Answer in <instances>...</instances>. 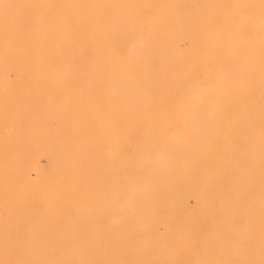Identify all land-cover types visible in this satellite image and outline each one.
Masks as SVG:
<instances>
[{"label": "rangeland", "instance_id": "1", "mask_svg": "<svg viewBox=\"0 0 264 264\" xmlns=\"http://www.w3.org/2000/svg\"><path fill=\"white\" fill-rule=\"evenodd\" d=\"M53 1L58 37L23 17L27 5L7 7L17 14L11 34L24 60L14 58L0 77V264H40L32 256L49 219L90 227V214L77 216L76 200L89 198L91 177L102 180L100 165L121 187L137 183L147 171L173 166L169 151L178 156V143L207 144L208 133L219 149L233 134L237 166L230 178L219 149L205 148V174L212 156L223 175L209 192L188 197V215L201 221L188 224L187 257L197 243L217 264H264V0ZM196 197L209 202L193 208ZM98 223L110 225L107 216Z\"/></svg>", "mask_w": 264, "mask_h": 264}, {"label": "bare ground", "instance_id": "2", "mask_svg": "<svg viewBox=\"0 0 264 264\" xmlns=\"http://www.w3.org/2000/svg\"><path fill=\"white\" fill-rule=\"evenodd\" d=\"M17 3L27 5L23 12V17L27 16L26 20L38 23L37 26L52 28V32L50 31L49 34L53 33L52 35L58 37V28L53 26V23L58 24V8L53 0H0V12L3 8L6 9L0 15V77L3 80L5 71L11 64L10 61H13L14 58L24 60L23 52L19 49L18 44L15 45V40L11 34L12 20L17 17V14L7 8ZM179 38L177 44L174 43L175 45H178L181 41ZM22 68L27 69V67ZM53 68L58 74L56 63L53 64ZM20 70L19 73H22ZM195 72L198 74V71ZM260 85L263 86L262 83ZM201 87L205 88L206 86ZM216 89H218L217 86ZM172 91L176 92L175 90ZM217 92L222 93V88L220 87ZM198 102H201V100L199 99ZM256 102L253 101L252 103ZM253 114L255 113L253 112ZM253 114L252 118H255L257 115L254 117ZM208 134V141L210 142L206 144L204 139H200L194 145V148L178 143L175 146L179 151L178 156H175L172 150L169 151V159L176 161L173 166H169L165 173L160 170L157 171L155 168L147 171L148 177L138 179L137 183L130 181L121 187L110 181L106 176H102L104 167L100 169L102 167L100 165L98 169L101 170V176L98 179L102 180L99 182L91 177L89 198L76 200L79 201L77 203V206H79L77 216L83 217L86 213L90 214L92 225L83 227L82 230L81 228L74 230L69 226L58 223L55 219H49L44 225L45 238L42 246L33 251L36 256L32 257H41L39 259L40 264L42 262L46 263L47 260L44 257H84L87 259L108 257L117 263L128 259L132 260L134 264H164L166 262L168 264H174V262L176 264H179V262L181 264H206V259H210L207 264H217V260L213 259L215 257L202 256L204 255L202 250L204 245L202 244L194 243L192 257L190 259L187 257L189 251L188 224L191 221L194 224L201 221L200 216L197 214L188 215L190 207L188 197L192 195L202 196L220 182L223 175L222 162L228 165V171H231L230 178L234 176L237 166L238 156L230 155V149L237 140L233 137V134L228 138V147L224 148L220 144V149L218 142L214 143L215 139L212 142L213 133ZM205 148H208L211 154L212 150L219 149L216 152L220 153L222 159L219 167L218 162L216 164L211 163L212 156H210L208 174H205L204 171L205 159L203 152ZM192 149L195 152L189 154ZM44 152L52 156L53 151L48 146L44 149ZM47 158L49 159V157ZM119 164L122 169V164L120 162ZM90 173L94 174L95 172L90 169ZM108 198L112 199L110 204H106ZM205 202L209 201L196 197L193 208L200 207ZM125 207L129 208V214L124 213L123 209ZM175 213L180 214L179 221L175 219ZM105 216H107L110 225H100L98 223L102 217L104 220ZM159 226L163 227V232H159ZM57 229L58 237L55 238L54 234ZM201 231L202 229L199 226L194 228L197 236H200ZM209 254L214 255L215 250H210ZM106 264L108 263L106 262Z\"/></svg>", "mask_w": 264, "mask_h": 264}]
</instances>
